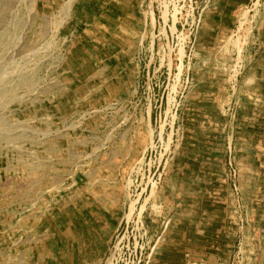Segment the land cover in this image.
<instances>
[{
	"label": "rangeland",
	"instance_id": "rangeland-1",
	"mask_svg": "<svg viewBox=\"0 0 264 264\" xmlns=\"http://www.w3.org/2000/svg\"><path fill=\"white\" fill-rule=\"evenodd\" d=\"M126 4L0 0V264H264V0Z\"/></svg>",
	"mask_w": 264,
	"mask_h": 264
},
{
	"label": "crops",
	"instance_id": "crops-1",
	"mask_svg": "<svg viewBox=\"0 0 264 264\" xmlns=\"http://www.w3.org/2000/svg\"><path fill=\"white\" fill-rule=\"evenodd\" d=\"M129 0H95V4L102 9V11L99 13H104L105 10L109 9L108 7L111 8V10H116L117 13H119L118 15L122 14L124 9L127 7L126 3ZM121 2V4H119ZM129 11V10H128ZM260 144H258L256 147H258ZM254 157L251 155H247L246 158L244 157L245 161H254ZM262 159H264L262 157ZM254 169V167H252L250 169V172ZM224 227V225H223ZM230 228V227H228ZM241 227H239V225H234L233 224V234L236 236L237 232L241 231ZM216 251L213 250H199V249H188L186 251V264H220V261L222 260V256L220 255L221 252H217L219 250H221L219 248V246L215 247ZM190 252V253H188ZM192 253V254H191ZM189 255V257H188Z\"/></svg>",
	"mask_w": 264,
	"mask_h": 264
},
{
	"label": "bare ground",
	"instance_id": "bare-ground-1",
	"mask_svg": "<svg viewBox=\"0 0 264 264\" xmlns=\"http://www.w3.org/2000/svg\"><path fill=\"white\" fill-rule=\"evenodd\" d=\"M16 16V15H15ZM16 18V17H15ZM14 25V24H13ZM15 26V25H14ZM17 26V25H16ZM16 29V28H15ZM12 30V29H11ZM2 38H3V43L5 44V46H6V44L8 43V41L9 40H7V37L5 36V35H3L2 36ZM9 38V37H8ZM2 49H4V47H2ZM40 49V48H39ZM1 52V51H0ZM28 55V54H27ZM2 57H3V53L1 52L0 53V60L2 59ZM5 60V59H4ZM7 61V60H6ZM9 61V60H8ZM11 62V61H10ZM25 65V64H24ZM4 66V65H3ZM27 66V65H26ZM32 66V65H31ZM8 67V66H7ZM17 67V66H16ZM6 67H4V69H5ZM3 69H0V71H2ZM12 70V69H11ZM3 71H5V70H3ZM16 71V70H15ZM27 71V70H26ZM5 73V72H4ZM9 73V72H8ZM3 74V73H2ZM21 74H23L22 72H21ZM26 74V73H25ZM18 75V74H17ZM5 76H6V74H5ZM17 78V77H16ZM13 79V78H12ZM10 80V79H9ZM13 81V80H12ZM11 81V82H12ZM16 81V80H15ZM17 81H19V80H17ZM30 81V79H29V77H27L26 75H23L22 77H21V81H19L20 83H27V82H29ZM2 82H3V85L1 86V88H0V104L3 102V101H5V100H7V98L8 97H10L11 96V91H12V88H11V84H10V81H8V79H4V80H2ZM1 83V82H0ZM14 83V82H13ZM17 84V83H16ZM13 87V86H12ZM14 88V87H13ZM15 89V88H14ZM16 99V98H15ZM2 116V115H1ZM17 120V119H16ZM20 120V119H19ZM23 121V120H22ZM5 121H3V119L0 117V141H4V142H7V143H11L12 142V140H14L16 137H14L13 135H11V130H10V125L8 126V125H6V123H4ZM12 122V121H11ZM10 123V122H9ZM16 127H17V125H16ZM14 128H15V126H14ZM14 134V133H13ZM19 139H21V138H19ZM15 141V140H14ZM25 141V140H24ZM16 142V141H15ZM6 143V144H7ZM13 143V142H12ZM14 147V146H13ZM9 151V150H8ZM28 151H29V149H28ZM12 155V154H11ZM29 156V155H28ZM26 160V159H25ZM31 162V161H30ZM27 163V162H26ZM42 166V165H41ZM34 182V181H33ZM28 185V184H27Z\"/></svg>",
	"mask_w": 264,
	"mask_h": 264
}]
</instances>
